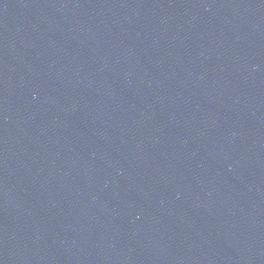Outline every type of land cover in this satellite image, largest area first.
Returning a JSON list of instances; mask_svg holds the SVG:
<instances>
[{
    "label": "water",
    "instance_id": "obj_1",
    "mask_svg": "<svg viewBox=\"0 0 264 264\" xmlns=\"http://www.w3.org/2000/svg\"><path fill=\"white\" fill-rule=\"evenodd\" d=\"M0 264H6V263L0 260Z\"/></svg>",
    "mask_w": 264,
    "mask_h": 264
}]
</instances>
